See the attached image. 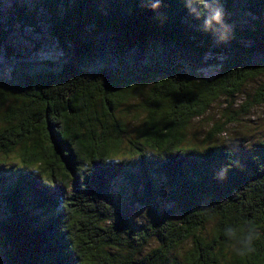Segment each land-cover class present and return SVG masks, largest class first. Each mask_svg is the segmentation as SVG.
Returning a JSON list of instances; mask_svg holds the SVG:
<instances>
[{
	"label": "trees",
	"instance_id": "16d2710c",
	"mask_svg": "<svg viewBox=\"0 0 264 264\" xmlns=\"http://www.w3.org/2000/svg\"><path fill=\"white\" fill-rule=\"evenodd\" d=\"M20 3L0 2L8 264H264V140L245 156L189 141L214 102L249 82L258 87L244 112L264 104V0H222L226 43L185 0H163L162 18L150 0ZM28 31H46L54 55H26L17 39L35 44ZM124 115L138 124L130 130ZM123 150L130 159L117 160ZM117 179L138 184L137 228L113 194ZM240 226L260 234L243 255L224 235Z\"/></svg>",
	"mask_w": 264,
	"mask_h": 264
},
{
	"label": "rangeland",
	"instance_id": "374dc122",
	"mask_svg": "<svg viewBox=\"0 0 264 264\" xmlns=\"http://www.w3.org/2000/svg\"><path fill=\"white\" fill-rule=\"evenodd\" d=\"M22 1L23 0H0L7 10H12L15 3L22 4L20 3ZM39 22L44 23L43 21ZM27 34L35 44L29 42L26 45L25 40L17 39L19 47L24 48L26 55L29 54L39 59L54 55L55 45L49 43L48 39H44V37L47 38L46 31H41L37 33V35L28 31ZM18 36L22 37V34L19 33ZM215 74L216 71L207 70L204 76L209 78ZM257 87L256 81L249 82L240 94L234 97L222 96L219 100L214 102L207 113L203 117L197 119L191 126L189 141L199 146H225L236 152L239 156L252 153L253 150L257 148L256 146L264 140V104L260 106H249V111L247 113L244 111L246 106L251 103ZM123 117L127 119L130 130L139 122L135 116L124 115ZM218 124L222 125L226 132L210 140V136L206 133L214 129ZM134 130H136V128ZM193 134H198L199 139H195ZM202 140L207 142H202ZM127 145L129 144H124L123 148L127 149ZM123 154L124 155H119L117 160L130 159L126 150H123ZM11 160L12 159H9L3 163L8 165ZM131 169L138 172L133 166H131ZM137 185L136 182L132 184L131 182L117 179L113 186L114 196L128 214L130 221L135 224V228H137L136 225L143 223L146 219L145 209L141 206H137L136 203L132 201L131 192L134 190V186ZM2 216L3 208L0 198V217ZM3 238V234L0 232V264H8L7 259L8 254L11 253V248L8 245H4ZM152 246H154V244H152Z\"/></svg>",
	"mask_w": 264,
	"mask_h": 264
},
{
	"label": "clouds",
	"instance_id": "9594fccd",
	"mask_svg": "<svg viewBox=\"0 0 264 264\" xmlns=\"http://www.w3.org/2000/svg\"><path fill=\"white\" fill-rule=\"evenodd\" d=\"M149 6L157 11L158 18H162L158 10L163 7V0H150ZM185 6L190 16L201 21V30L211 33L217 43H226L230 39L234 29L226 22V9L222 0H185ZM224 178L222 172L219 179ZM224 235L230 247L243 255L245 251H253V242L260 234L250 227L240 226L227 227Z\"/></svg>",
	"mask_w": 264,
	"mask_h": 264
},
{
	"label": "bare ground",
	"instance_id": "6f19581e",
	"mask_svg": "<svg viewBox=\"0 0 264 264\" xmlns=\"http://www.w3.org/2000/svg\"><path fill=\"white\" fill-rule=\"evenodd\" d=\"M257 26V25H256ZM75 170V169H74Z\"/></svg>",
	"mask_w": 264,
	"mask_h": 264
}]
</instances>
